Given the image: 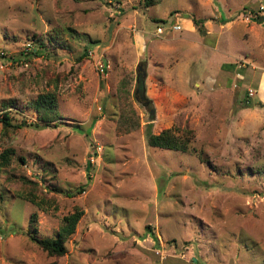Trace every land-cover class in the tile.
I'll use <instances>...</instances> for the list:
<instances>
[{"label": "rangeland", "instance_id": "374dc122", "mask_svg": "<svg viewBox=\"0 0 264 264\" xmlns=\"http://www.w3.org/2000/svg\"><path fill=\"white\" fill-rule=\"evenodd\" d=\"M257 15L264 0H0V116L25 124L0 122V264H264ZM47 92L57 120L27 125ZM150 105L188 150L147 144ZM75 207L64 254L30 239V214L41 238Z\"/></svg>", "mask_w": 264, "mask_h": 264}, {"label": "trees", "instance_id": "16d2710c", "mask_svg": "<svg viewBox=\"0 0 264 264\" xmlns=\"http://www.w3.org/2000/svg\"><path fill=\"white\" fill-rule=\"evenodd\" d=\"M156 3V0H142V5L145 7L152 6ZM255 21L257 23H263L264 15L255 16ZM203 21L201 19L193 20V24L196 30L200 34H205V27L202 24ZM42 46L41 43L38 44L37 48L39 49ZM35 48L31 50L32 54L39 55L40 51ZM85 55H87L85 53ZM230 66L229 64H227ZM232 65V64H231ZM226 66V65H225ZM31 108L37 114V120L35 123H28L34 128L47 127L50 123L54 122L58 118L57 110H56V102L53 93H41L37 95V97L30 102ZM148 121L145 126V139L147 140V144L151 147L165 148L170 150H178L185 151L189 149V140L188 138L192 137V131L190 129L184 128L180 135H176L173 133V130L170 128L162 129L159 132H152L151 126H153V120L155 119V110L153 106L148 107ZM0 122L4 129L8 128L12 125L11 118L7 112L3 113L0 116ZM23 124H15L13 127H19ZM12 152L10 149H6L0 153V165H7L9 162V154ZM83 190V187L80 185L74 191H64L66 195H73L74 192H80ZM33 202L39 203L34 197H30ZM82 209L79 207H75L72 211H69L62 215L61 223L57 231L53 236H43L39 237L36 235V225L34 224L35 219L34 215L30 214L28 219V234L30 239L33 240L39 248L45 251L47 254H57L62 255L65 252V240L70 237V235L75 231L76 222L82 214ZM44 264H58L56 260L48 261Z\"/></svg>", "mask_w": 264, "mask_h": 264}, {"label": "built area", "instance_id": "2783aa9c", "mask_svg": "<svg viewBox=\"0 0 264 264\" xmlns=\"http://www.w3.org/2000/svg\"><path fill=\"white\" fill-rule=\"evenodd\" d=\"M173 30H178L180 28V24H175L172 25L171 27ZM156 34H161L163 32V29L159 26H156ZM109 67L108 63L103 62L101 55L98 57V59L96 60V70L97 71H101V72H105L107 71V68Z\"/></svg>", "mask_w": 264, "mask_h": 264}, {"label": "water", "instance_id": "95a60500", "mask_svg": "<svg viewBox=\"0 0 264 264\" xmlns=\"http://www.w3.org/2000/svg\"><path fill=\"white\" fill-rule=\"evenodd\" d=\"M137 82H139V85L142 84L141 79H140V76H138ZM140 99H142V92L141 91H140Z\"/></svg>", "mask_w": 264, "mask_h": 264}, {"label": "crops", "instance_id": "0c3cea01", "mask_svg": "<svg viewBox=\"0 0 264 264\" xmlns=\"http://www.w3.org/2000/svg\"><path fill=\"white\" fill-rule=\"evenodd\" d=\"M186 20V19H185Z\"/></svg>", "mask_w": 264, "mask_h": 264}]
</instances>
